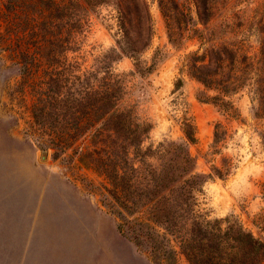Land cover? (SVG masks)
<instances>
[{
	"label": "trees",
	"instance_id": "16d2710c",
	"mask_svg": "<svg viewBox=\"0 0 264 264\" xmlns=\"http://www.w3.org/2000/svg\"><path fill=\"white\" fill-rule=\"evenodd\" d=\"M81 1L86 8L112 5L119 23L117 48L104 55L100 67L87 71L67 57L75 34L83 28L76 15L80 4L8 0L6 6L16 32L9 48L29 81L33 126L40 140L55 154L73 150L83 157L89 155L94 163H104L105 205L116 216L120 233L138 247H146L156 262L175 264L182 254L189 264H264V228L262 235H256L236 216L211 220L197 210L198 194L205 184L228 178L233 166L225 159L209 174L198 170L190 152V145L197 142L193 121L184 120L182 139L161 144L157 166L145 160L143 142L151 126L124 106V76L114 73L113 67L129 57L134 61L133 74L146 78L153 73L155 65L143 60L153 37L148 1ZM188 1L157 0L173 45L183 47L191 38L199 41L181 71L206 91L215 92L199 99L215 104L231 120L241 116L231 98L250 88L254 117L264 121V21L258 31L259 48L253 52L243 40H217L210 26L222 6L240 0H190L196 17ZM222 26L235 29L228 22ZM223 135L227 130L219 123L216 149ZM261 138L264 145V131Z\"/></svg>",
	"mask_w": 264,
	"mask_h": 264
},
{
	"label": "rangeland",
	"instance_id": "374dc122",
	"mask_svg": "<svg viewBox=\"0 0 264 264\" xmlns=\"http://www.w3.org/2000/svg\"><path fill=\"white\" fill-rule=\"evenodd\" d=\"M147 1L153 37L143 60L155 65L153 73L146 78L133 74L134 61L129 57L113 67L114 73L124 76V106L151 126L143 142L145 160L157 166L161 144L182 139L184 120L190 119L197 137L190 152L198 170L209 174L225 159L233 166L228 178L205 184L198 194L197 210L211 220L236 216L247 229L262 235L264 121L254 117L251 90L245 88L231 98L241 114L238 120L227 118L215 104L201 101L199 96L216 93L181 71L199 41L191 38L183 47L173 45L157 0ZM73 2L81 5L76 15L83 28L75 34L67 57L82 71L93 70L117 48L116 8L105 4L86 8L81 0ZM7 3L0 0V264H161L146 247H138L120 233L116 216L105 205L104 163H94L89 155L83 157L73 150L55 154L40 140L33 126L29 81L9 48L16 32ZM187 7L196 17L190 0ZM263 21L264 0H240L222 6L210 26L217 40H243L256 52ZM223 22L235 29H225ZM219 123L227 135L216 149ZM175 264L189 262L179 254Z\"/></svg>",
	"mask_w": 264,
	"mask_h": 264
}]
</instances>
